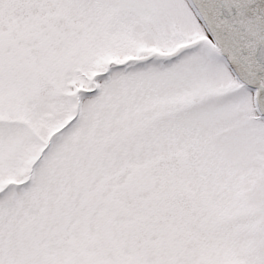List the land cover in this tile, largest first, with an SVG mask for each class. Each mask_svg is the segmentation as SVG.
Instances as JSON below:
<instances>
[{
	"label": "snow or ice",
	"instance_id": "1",
	"mask_svg": "<svg viewBox=\"0 0 264 264\" xmlns=\"http://www.w3.org/2000/svg\"><path fill=\"white\" fill-rule=\"evenodd\" d=\"M0 264H264V0H0Z\"/></svg>",
	"mask_w": 264,
	"mask_h": 264
}]
</instances>
